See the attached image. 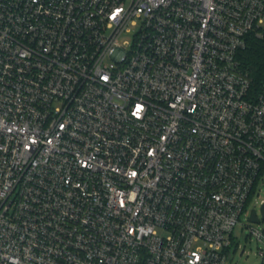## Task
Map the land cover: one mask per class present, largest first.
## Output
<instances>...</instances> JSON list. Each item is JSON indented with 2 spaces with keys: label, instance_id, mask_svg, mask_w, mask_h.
<instances>
[{
  "label": "built area",
  "instance_id": "obj_1",
  "mask_svg": "<svg viewBox=\"0 0 264 264\" xmlns=\"http://www.w3.org/2000/svg\"><path fill=\"white\" fill-rule=\"evenodd\" d=\"M251 35L264 0H0V264H227L264 171Z\"/></svg>",
  "mask_w": 264,
  "mask_h": 264
},
{
  "label": "rangeland",
  "instance_id": "obj_2",
  "mask_svg": "<svg viewBox=\"0 0 264 264\" xmlns=\"http://www.w3.org/2000/svg\"><path fill=\"white\" fill-rule=\"evenodd\" d=\"M140 24H129L119 37L122 47L129 51L132 48L134 35L139 31ZM264 201V171L261 172L257 182L256 189L249 201L246 211L241 215L240 222L236 226L232 244L228 249L227 264H261L263 258L260 255L264 251V243L260 242L256 236L251 234V230L264 232V220H262L261 206ZM255 210L257 213L258 223L250 222L251 212ZM162 236L166 234L160 233Z\"/></svg>",
  "mask_w": 264,
  "mask_h": 264
},
{
  "label": "trees",
  "instance_id": "obj_3",
  "mask_svg": "<svg viewBox=\"0 0 264 264\" xmlns=\"http://www.w3.org/2000/svg\"><path fill=\"white\" fill-rule=\"evenodd\" d=\"M238 58L242 69L252 80V93H259L264 85V37L251 35L248 39L247 47L239 53ZM256 186L257 184L252 190L249 201Z\"/></svg>",
  "mask_w": 264,
  "mask_h": 264
},
{
  "label": "water",
  "instance_id": "obj_4",
  "mask_svg": "<svg viewBox=\"0 0 264 264\" xmlns=\"http://www.w3.org/2000/svg\"><path fill=\"white\" fill-rule=\"evenodd\" d=\"M261 214H262V220H264V203L262 204L261 206ZM250 222L252 223H258L259 222V219L257 218V213L255 210H253L251 212V215H250ZM261 264H264V261H262Z\"/></svg>",
  "mask_w": 264,
  "mask_h": 264
}]
</instances>
